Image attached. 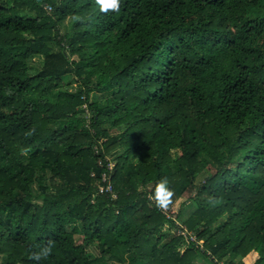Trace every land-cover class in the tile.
I'll list each match as a JSON object with an SVG mask.
<instances>
[{
	"label": "trees",
	"instance_id": "obj_1",
	"mask_svg": "<svg viewBox=\"0 0 264 264\" xmlns=\"http://www.w3.org/2000/svg\"><path fill=\"white\" fill-rule=\"evenodd\" d=\"M48 240L41 264H264V0H0V264Z\"/></svg>",
	"mask_w": 264,
	"mask_h": 264
},
{
	"label": "clouds",
	"instance_id": "obj_2",
	"mask_svg": "<svg viewBox=\"0 0 264 264\" xmlns=\"http://www.w3.org/2000/svg\"><path fill=\"white\" fill-rule=\"evenodd\" d=\"M95 5L102 13L117 12L120 9L121 0H95ZM173 191L166 179H161L151 194V198L158 208H166L172 202ZM54 242L48 240L37 246L30 252L29 259L34 264H41L53 253Z\"/></svg>",
	"mask_w": 264,
	"mask_h": 264
},
{
	"label": "rangeland",
	"instance_id": "obj_3",
	"mask_svg": "<svg viewBox=\"0 0 264 264\" xmlns=\"http://www.w3.org/2000/svg\"><path fill=\"white\" fill-rule=\"evenodd\" d=\"M98 98V97H97ZM96 98L93 97L92 101H94ZM114 166V163H112V167ZM186 200V197L183 198V200H180L174 207L173 211L174 212H177L179 210V206H180V203L182 201H185ZM188 207H186L183 211V213L181 214V218L182 219H186L188 216H189V213H188ZM178 222L181 223V220L179 219ZM169 228H165L163 229V232H168L169 231L172 233H174L176 230L174 228H172L171 230H168ZM166 233V234H168ZM77 241L78 243H81L83 241V238L81 236H77ZM244 257V258H243ZM243 257H239L240 258H243V264H254L255 261L258 259V255L254 252V251H250L249 253H246ZM193 264H209V262L206 260V259H203L201 257L197 258Z\"/></svg>",
	"mask_w": 264,
	"mask_h": 264
},
{
	"label": "built area",
	"instance_id": "obj_4",
	"mask_svg": "<svg viewBox=\"0 0 264 264\" xmlns=\"http://www.w3.org/2000/svg\"><path fill=\"white\" fill-rule=\"evenodd\" d=\"M114 167V166H113ZM112 163H110L109 165V169H112ZM108 177L107 175H103V183H106V186H101L99 191L100 193H109L112 195V198H115L116 195L113 192V188H112V183L108 181ZM177 227L175 228V233H177L178 235H182L184 236V238H186L187 240H191V241H195V237L194 235L189 232L185 227L181 226L179 223L176 224Z\"/></svg>",
	"mask_w": 264,
	"mask_h": 264
}]
</instances>
